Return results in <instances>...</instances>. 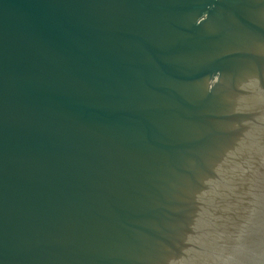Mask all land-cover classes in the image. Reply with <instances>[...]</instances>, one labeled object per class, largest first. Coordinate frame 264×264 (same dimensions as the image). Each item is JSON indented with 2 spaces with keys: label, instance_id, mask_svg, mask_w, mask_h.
Listing matches in <instances>:
<instances>
[{
  "label": "water",
  "instance_id": "obj_1",
  "mask_svg": "<svg viewBox=\"0 0 264 264\" xmlns=\"http://www.w3.org/2000/svg\"><path fill=\"white\" fill-rule=\"evenodd\" d=\"M0 264H264V0H0Z\"/></svg>",
  "mask_w": 264,
  "mask_h": 264
}]
</instances>
